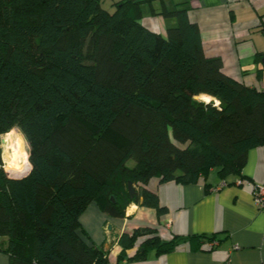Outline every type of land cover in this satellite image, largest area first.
<instances>
[{
    "label": "trees",
    "instance_id": "trees-1",
    "mask_svg": "<svg viewBox=\"0 0 264 264\" xmlns=\"http://www.w3.org/2000/svg\"><path fill=\"white\" fill-rule=\"evenodd\" d=\"M186 3L118 0L111 11L102 0H0V250L10 264H110L81 226L92 202L112 217L132 203L162 214L152 179L242 175L264 143V89L205 54ZM145 4L177 25L150 30ZM15 129L29 144L21 177L3 164L2 136ZM142 235L138 258L181 241L137 228L120 237V258ZM209 239L203 249L219 243Z\"/></svg>",
    "mask_w": 264,
    "mask_h": 264
},
{
    "label": "crops",
    "instance_id": "crops-1",
    "mask_svg": "<svg viewBox=\"0 0 264 264\" xmlns=\"http://www.w3.org/2000/svg\"><path fill=\"white\" fill-rule=\"evenodd\" d=\"M186 1L189 18L197 22L207 56H220L223 71L243 84L264 89V0H165L172 8ZM160 2H155L157 10ZM142 23L166 34L170 26L163 16L154 15L145 4ZM177 22V21H176ZM171 22V26L176 25ZM264 184V143L249 150L242 175L222 177L217 168L196 182L152 179L147 188L158 195L165 212L132 203L125 217H112L92 202L80 217L91 241L108 253L110 264H262L264 261V210L255 204L253 189L238 179ZM223 180L229 183L220 187ZM150 227L163 240L178 236L176 249L159 254L149 251L136 257L144 240L123 250L119 239L137 228ZM219 243L209 249L210 237ZM0 264H10L0 250Z\"/></svg>",
    "mask_w": 264,
    "mask_h": 264
},
{
    "label": "rangeland",
    "instance_id": "rangeland-1",
    "mask_svg": "<svg viewBox=\"0 0 264 264\" xmlns=\"http://www.w3.org/2000/svg\"><path fill=\"white\" fill-rule=\"evenodd\" d=\"M116 1L118 0H102L104 6L111 11H114L115 9L116 6L114 5V2ZM143 8H146L145 5L143 6ZM165 20L170 26L171 22L177 21L176 18H167ZM177 23L178 21L176 22V25ZM2 139L5 140V142L2 143V156L5 170L10 176L13 177H21L26 175L31 168L30 163H23V161L19 162V154H23L25 156V160L29 157V144L25 140L23 134L18 129H15L12 130L10 133H7L6 135L2 136ZM132 163L133 162H130V164Z\"/></svg>",
    "mask_w": 264,
    "mask_h": 264
},
{
    "label": "built area",
    "instance_id": "built-area-1",
    "mask_svg": "<svg viewBox=\"0 0 264 264\" xmlns=\"http://www.w3.org/2000/svg\"><path fill=\"white\" fill-rule=\"evenodd\" d=\"M228 183V181L223 180V182H221L220 184V187L226 186ZM236 183H238L239 185L251 186V188L253 189L252 193L255 199V204L259 209L264 210V184L252 183L250 180H246L244 178L238 179ZM214 244L215 242H212L208 245L209 247H212ZM262 264H264V261Z\"/></svg>",
    "mask_w": 264,
    "mask_h": 264
},
{
    "label": "water",
    "instance_id": "water-1",
    "mask_svg": "<svg viewBox=\"0 0 264 264\" xmlns=\"http://www.w3.org/2000/svg\"><path fill=\"white\" fill-rule=\"evenodd\" d=\"M2 142H5L4 139H2ZM128 191H129V194L131 197H134L135 194H136V187L134 185V183L132 181H129V184H128ZM112 199L114 200V198L112 197Z\"/></svg>",
    "mask_w": 264,
    "mask_h": 264
},
{
    "label": "clouds",
    "instance_id": "clouds-1",
    "mask_svg": "<svg viewBox=\"0 0 264 264\" xmlns=\"http://www.w3.org/2000/svg\"><path fill=\"white\" fill-rule=\"evenodd\" d=\"M200 99H203L204 101L207 102V101L210 100L211 98L208 97V96H202V97H200ZM219 103H220V102L217 100V101H216V106H219Z\"/></svg>",
    "mask_w": 264,
    "mask_h": 264
},
{
    "label": "bare ground",
    "instance_id": "bare-ground-1",
    "mask_svg": "<svg viewBox=\"0 0 264 264\" xmlns=\"http://www.w3.org/2000/svg\"><path fill=\"white\" fill-rule=\"evenodd\" d=\"M202 96H206V95H201L200 97H202ZM209 97V96H208ZM211 98V97H210ZM17 153V152H16ZM20 155V157H19V162L20 161H24V155L23 154H19Z\"/></svg>",
    "mask_w": 264,
    "mask_h": 264
}]
</instances>
